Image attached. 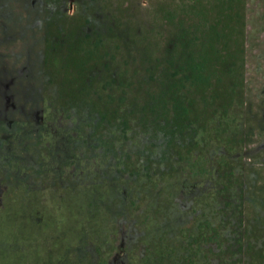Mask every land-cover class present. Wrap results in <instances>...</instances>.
Masks as SVG:
<instances>
[{
	"label": "rangeland",
	"instance_id": "1",
	"mask_svg": "<svg viewBox=\"0 0 264 264\" xmlns=\"http://www.w3.org/2000/svg\"><path fill=\"white\" fill-rule=\"evenodd\" d=\"M190 5L189 0H0V219L12 209L23 226L37 230L45 224L52 240L61 241L58 246L52 241L57 247L45 259L30 255L21 238L31 237L36 248L46 237L23 231L5 241L1 220L0 264H12L10 257L2 258L6 247L16 250L11 258L18 264H57L64 238L73 243L61 235L71 224L62 222L64 215L50 220L46 211L82 187L104 190L111 202L104 200L102 207H123L108 227L115 247L105 255L108 264L121 263L132 246L138 264L145 251L134 236L137 218L161 193L178 212H202L196 199L204 196L205 176L199 167L197 173L189 168L203 156L205 131L198 126L211 124L197 110L204 94L190 93L182 56L194 46L187 41L206 34ZM221 10L210 16L214 24ZM223 15L216 69L224 75L207 92L217 105L221 95L231 93L230 111L237 112L242 128L232 151L242 166L244 228L254 225L259 232L264 231V0H233ZM173 90L184 93L186 106L172 107ZM176 215L171 219H180L178 225L192 220ZM246 240L245 250L258 249L249 236ZM246 256L241 264H264V252Z\"/></svg>",
	"mask_w": 264,
	"mask_h": 264
},
{
	"label": "trees",
	"instance_id": "2",
	"mask_svg": "<svg viewBox=\"0 0 264 264\" xmlns=\"http://www.w3.org/2000/svg\"><path fill=\"white\" fill-rule=\"evenodd\" d=\"M189 1L191 11L195 9L198 12L199 30H202L206 35L200 41H187L189 45L193 44L194 46L183 54L182 61L185 60L188 65V74L191 80L190 93L202 92L204 94L197 104V110L200 115H207L205 121L209 120L211 124L210 127L206 124L203 127L198 126L205 131L202 136L203 156L200 161L193 162L191 160L192 166L196 167L189 169L194 173H197L198 167L202 170L207 183L204 187V196L206 197L202 196V198L196 199V203L202 211L196 215L193 213L194 211L178 212V209L175 208L174 210L173 206L168 207L169 203L163 198L168 194L161 193L152 206L153 208L146 213L148 214L147 218H145L146 214L137 218V233L134 236H136L139 246H144L143 250L145 251L142 255H138L137 261L138 264H241L245 261L247 254L254 252L259 256L264 252V231L256 232L258 228L254 225L244 228L245 216L241 209L242 201L238 194V191L241 192V195L244 191V185L240 184L242 166L235 156L236 151L233 152L234 144L240 137L242 128L239 116L236 115L237 112L231 113L230 111L231 93L229 92L227 96L221 95L220 105H217L216 98L207 92L208 85L222 74L224 75L216 69V61L221 57L217 47V38H219L220 31L224 33L225 30L223 26H220L224 5L232 4L233 0ZM219 6H222L223 10L220 14L217 13L218 19L214 24V18L210 16L215 13ZM177 9L175 8L173 12H170V15L174 16L176 14L174 11ZM239 25L240 21H237V26L239 27ZM183 37L185 38L186 34L183 33ZM180 39H182V35ZM177 45L178 42H176ZM176 55L170 56L175 58ZM171 95L173 108H177V103L183 106L187 105L183 101L185 96L181 91L173 90ZM167 106L164 99V108ZM197 138L198 134L195 140ZM213 140L217 142V145L213 144ZM220 141L225 145L220 144ZM90 189L82 187L79 191L70 194L68 198L59 201L60 205L57 207L52 205L51 208H47L46 212L49 213V216L52 214L50 220L57 221L56 216L64 215L67 219L62 222L71 224L68 227L64 225L66 228H64V232L61 231V235L68 234V238L70 237L73 243H68V239L64 238V255L59 258L57 264H108L105 255L115 248L113 239L109 240L107 234L108 231L113 232V229L108 227L115 221L116 211L121 213L124 211L121 205L109 204L107 207H102L104 200L110 203L111 199L108 200L105 197L104 190H99L102 193H95L94 190ZM168 192L171 193V191ZM94 196H96L95 199H93ZM140 196V194H135L136 200ZM110 197L112 196L110 195ZM207 198L210 199L207 201ZM112 199L115 198L112 197ZM206 205L210 206L207 210L205 209ZM11 210L7 217L0 219V221L6 222L2 230V235L5 234L2 236L3 240L7 241L6 236H10L8 239H11L20 232L22 234L23 231L28 236L34 234L40 237L43 235L48 240L44 237L42 247L31 246L32 242L29 240L31 237H23L20 241L29 245L27 247L29 253H27L30 255L33 253L42 254L43 259L51 256L53 248L61 242L57 236L56 241L54 237L52 240L53 235L49 233L50 229L45 224L39 226L37 230L32 226L27 227L26 224L23 226L20 224L22 219L15 217ZM176 212L181 216L183 214L189 216L192 220L194 218V221L186 217L188 221H185V225H178L180 219L174 221L171 219L175 216L178 218ZM170 220L172 223H168ZM151 221L154 223L153 225L150 224ZM50 223L55 226V222ZM171 225H173L172 229L165 228ZM96 227L102 228L98 234L94 231ZM104 233L105 235H103ZM248 236L250 242L254 243L258 249L253 246L250 250H245V246L249 244L246 240ZM52 241H55L57 246L52 244ZM91 245L95 247L94 253L90 251L93 247ZM134 249H136L135 246L128 247L125 259L119 264H137L132 258ZM6 250L9 252L6 253ZM15 251V249L6 247L3 250L2 258L4 256L10 257L9 261L12 264H18L13 257L11 258ZM114 263L116 264V262Z\"/></svg>",
	"mask_w": 264,
	"mask_h": 264
}]
</instances>
